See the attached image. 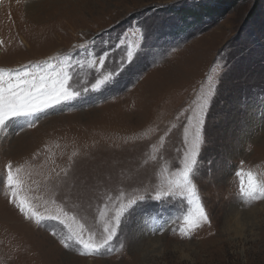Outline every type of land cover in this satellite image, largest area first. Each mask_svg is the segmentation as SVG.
<instances>
[{
    "label": "rangeland",
    "instance_id": "obj_1",
    "mask_svg": "<svg viewBox=\"0 0 264 264\" xmlns=\"http://www.w3.org/2000/svg\"><path fill=\"white\" fill-rule=\"evenodd\" d=\"M230 1L0 0V70L75 52L68 71L80 90L118 67L119 41L140 45L100 91L30 117L34 127L24 117L0 129V264H264V197L241 192L249 172L264 184V0ZM106 52L104 68L88 67ZM209 75L192 173L208 219L182 232L186 197L155 195L182 167ZM22 199L59 219L37 223ZM121 204L110 245L61 243L69 229L99 242L100 211L111 219Z\"/></svg>",
    "mask_w": 264,
    "mask_h": 264
},
{
    "label": "snow or ice",
    "instance_id": "obj_2",
    "mask_svg": "<svg viewBox=\"0 0 264 264\" xmlns=\"http://www.w3.org/2000/svg\"><path fill=\"white\" fill-rule=\"evenodd\" d=\"M119 45L124 46V55L121 56V63L112 71L105 69L99 71L97 69V75L94 77V82L90 87L85 86L80 90H74L70 81L72 80V73L68 71L72 67L70 58L53 57L49 61L37 64L32 68L24 66L19 71H9L7 73L4 70H0V129H3L9 120L20 119L24 117L38 116L39 113L45 112L48 109L54 108L72 101L79 97L82 93H88L90 91H100L106 85H108L115 77L119 76L126 65L133 61V57L136 55L140 45L133 42H126L125 40L119 41ZM80 47H84L81 45ZM108 57V53H104L103 56L98 59H90L87 61L88 67L96 68L97 63L100 68H104L105 59ZM57 61L53 64L51 61ZM76 63L83 67L85 62L77 60ZM208 91L200 96V100L192 110L190 117H187L188 128L184 129L185 142L188 144L187 150L183 154L182 167L174 173L171 177H165L163 183L166 187H162L160 191L156 192L155 199L159 200L165 196H171L174 194H180L185 196L190 208L187 214L184 216V222L187 229L182 228L181 231L192 230L199 226L201 221H207L208 217L204 211L203 206L200 203V198L196 191V185L192 180V173L197 164V157L199 155V147L201 142V126L204 123L205 109L207 108L210 98L213 95L212 82L213 76L207 77ZM29 127L35 126L34 120L28 121ZM189 128L191 131V140L189 137ZM155 159V156L152 157ZM11 165H9L8 182L10 185L18 184V181L13 180V173L11 171ZM237 175H242L237 173ZM248 184L245 186L241 184V192L247 198L258 199L264 197V184H260L256 181L254 175L249 172ZM13 197L16 196V192H12ZM139 199H144L143 196ZM135 200H129L128 204L135 203ZM19 210L26 216L31 218L37 217V223L43 219L58 220V216L42 217L37 213L32 212L31 207L26 204L22 199L17 204ZM108 205L105 204L104 208L107 209ZM127 205L121 204L116 209L114 217L111 219H105L106 212L100 211L99 215L101 220L104 221L103 237L99 242H93L91 239L86 241L80 232H73L69 229V234L61 241L65 247H70L72 244L83 245L84 249L89 251H99L100 249L110 245L116 235L117 228L120 224V218L123 215ZM31 213V215H29ZM67 215V213H65ZM62 222V221H61ZM81 231L84 230V225H79Z\"/></svg>",
    "mask_w": 264,
    "mask_h": 264
},
{
    "label": "trees",
    "instance_id": "obj_3",
    "mask_svg": "<svg viewBox=\"0 0 264 264\" xmlns=\"http://www.w3.org/2000/svg\"><path fill=\"white\" fill-rule=\"evenodd\" d=\"M238 0H231L229 3H231V5H234Z\"/></svg>",
    "mask_w": 264,
    "mask_h": 264
}]
</instances>
